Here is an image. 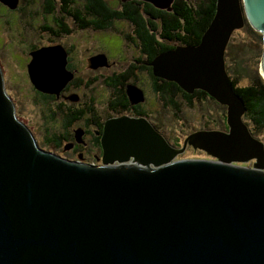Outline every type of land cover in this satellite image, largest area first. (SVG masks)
Returning <instances> with one entry per match:
<instances>
[{
	"label": "water",
	"instance_id": "obj_1",
	"mask_svg": "<svg viewBox=\"0 0 264 264\" xmlns=\"http://www.w3.org/2000/svg\"><path fill=\"white\" fill-rule=\"evenodd\" d=\"M119 1L167 12L173 2ZM247 24L261 35L264 80V0H216L197 45L148 64L153 77L224 106L226 132L198 130L178 148L145 118H109L100 165L42 149L16 117L0 70V264H264V146L242 121L225 65L233 32ZM90 62L106 65L103 55ZM65 65L60 46L45 47L30 53L26 74L36 91L57 95L72 79ZM126 95L144 101L133 84ZM187 146L215 161L175 160ZM251 160L250 169L231 165Z\"/></svg>",
	"mask_w": 264,
	"mask_h": 264
},
{
	"label": "flooded vegetation",
	"instance_id": "obj_2",
	"mask_svg": "<svg viewBox=\"0 0 264 264\" xmlns=\"http://www.w3.org/2000/svg\"><path fill=\"white\" fill-rule=\"evenodd\" d=\"M119 2V0L118 3L115 2L116 5L110 2L107 4L116 9L119 8ZM0 11V18L4 20V25H7L9 19L12 18L20 29L18 33L10 36L12 42L19 40L17 42L19 52L14 54L15 67L26 72L31 52L45 47L60 46L66 56L65 69L72 74V79L57 95L41 93L31 86L32 99L35 103L40 104L41 101L49 104L48 119L45 121L48 124L41 129V140L44 146H48L53 151L58 150L64 153L63 159L82 164L99 165L100 136L105 120L129 116L145 118L149 122L155 123L149 116L148 101L143 89L145 78L152 81L150 78L151 67L148 65L151 48L143 38L146 36L145 38L148 40V30L142 33L136 23L132 26L127 20L119 18L110 19L109 27L104 30L101 28L104 24L102 16L84 0H65L64 3L59 0H17V5L13 10L0 2ZM23 17L28 21H20ZM89 21L94 24L88 27ZM123 26H128L130 31L122 32ZM22 29H31L33 32H22ZM0 32V36H2L0 43L4 44L6 39L3 37L1 27ZM113 35L120 38L126 51L136 55L126 58L122 53L117 57L110 58L105 54V45L108 47ZM26 37L32 41H28ZM97 55L105 57L106 65L92 68L90 59ZM85 68L89 72L83 74ZM0 70L3 71L1 61ZM128 84L135 85L143 92L144 101L132 105L128 100L129 103L124 108L126 110L121 112V107L118 105L124 97V89ZM104 92L106 98H104ZM101 99H104L105 102H101ZM190 101V106L199 103L193 97ZM205 101L213 103L219 111L212 110L207 105V113L204 115L205 117L203 116L200 130L226 132L225 107L220 109L218 104L204 93L200 102L204 103ZM243 117L244 115L242 121L245 123ZM209 122L211 125H207ZM249 128L252 134L251 126ZM159 129L164 130L160 127ZM160 132L167 141H170L166 132ZM171 140L177 142V140ZM203 160L215 161L211 157ZM252 165L253 163L245 164L244 167L235 166L250 169Z\"/></svg>",
	"mask_w": 264,
	"mask_h": 264
},
{
	"label": "trees",
	"instance_id": "obj_3",
	"mask_svg": "<svg viewBox=\"0 0 264 264\" xmlns=\"http://www.w3.org/2000/svg\"><path fill=\"white\" fill-rule=\"evenodd\" d=\"M65 2V0H59ZM216 0H173L170 6V12L160 11L152 7L150 4L140 1H129L125 3L119 2V8H112L105 0H84L88 5L95 8V11L102 16L104 24L101 28L104 30L109 27V20L114 18L127 20L132 26L136 25L139 31L149 32L148 40L143 37L146 44L151 48L149 59L150 61L159 53L169 50L174 46H195L199 43L200 37L207 29L213 15L215 13ZM91 18V17H90ZM146 21V22H145ZM145 22V24H144ZM94 23L89 21L87 26H92ZM245 31L249 35V44L245 46L243 53L251 55L253 49L250 44L258 46L255 51V59H260L261 56V37L254 32L248 25L244 26ZM230 43V41H229ZM227 45L225 57L228 58L229 66H226V71L232 83L235 94L241 99L244 108V120L257 132L264 131V81L256 71H250L247 67H243V60H238L234 56L227 53L230 45ZM244 55V54H243ZM231 57L237 60L235 69H230ZM258 59V60H259ZM259 62V61H258ZM249 80L246 85H241L242 78ZM120 78V77H119ZM150 78L152 82V91L157 96L161 107L169 108L174 114H178L181 107V101L190 106V99L193 97L196 101H201L202 91L195 90L191 95L184 93L174 83L166 82L152 76L150 70ZM128 98L126 88L124 89V97L120 104L122 112L127 104ZM223 107V106H222ZM137 115V114H135ZM142 115V114H140ZM138 115V116H140ZM143 116V115H142ZM155 123L150 124L155 130L160 132L163 128L160 120L153 119ZM161 133V132H160ZM174 147L177 142L168 141ZM180 147V146H179ZM178 147V148H179Z\"/></svg>",
	"mask_w": 264,
	"mask_h": 264
},
{
	"label": "rangeland",
	"instance_id": "obj_4",
	"mask_svg": "<svg viewBox=\"0 0 264 264\" xmlns=\"http://www.w3.org/2000/svg\"><path fill=\"white\" fill-rule=\"evenodd\" d=\"M105 1L110 2L113 5H116L115 2L118 3V0H105ZM21 20L24 22L28 21V19H25L24 17L20 19V21ZM4 24H5L4 20L0 18L1 31L3 32V37H5L6 39L4 44L0 43V61L2 62L3 65L2 75H3L4 89L8 97L11 99V102L13 103L16 117L18 118L19 121L25 124L26 127H28L34 139L36 140L37 144L41 148H43L45 151L51 150L49 152L55 153L56 155L63 158L64 153L58 150L53 151L48 146H44L42 144L41 129L44 127V125L47 126L48 124L45 121L48 119L47 111L49 108V104L48 102H41V101L40 104H37V102L35 103V101L32 99V95H33L31 90L32 88L28 80V77L26 76L25 70L15 67L14 64L15 62L14 54L15 52H19V50H17L18 49L17 42L19 40L15 42L10 41V36L15 33H18L20 29L19 27H17L15 21L12 18L9 19V23L7 25ZM129 31L130 29L128 28V26H123L122 32H129ZM22 32L30 33L33 32V30L22 29ZM26 38L28 39V41H32L28 37ZM111 39H112L111 43L108 42L110 43L108 47L105 45V54H107L110 58L117 57L122 53L124 56H126V58L134 57L136 55L135 53L125 50V48L123 47L124 45L122 44L118 36L113 35L111 36ZM249 39H250L249 35L247 34L244 28L233 32L229 40L230 48L231 47L232 48L228 49L227 53L234 56L238 60L242 59L243 67H247L250 71L255 70L256 74L259 75V62H258L259 58H257V60L254 58L255 51L259 49L258 46L256 47L254 45L256 43L250 44L251 45L250 47L253 49V53L251 55L245 56V53H243L245 46L249 44ZM0 41H2V36H0ZM231 58L232 59L230 63V69L231 68L235 69L237 66V60H235L233 57ZM225 61H226L225 65L229 66V64L227 63L228 62L227 57H225ZM88 72L89 71H87V68L83 69V74H86ZM247 83H249V80L243 77L241 80V85L243 86L246 85ZM143 89L146 95V99L148 101L147 110L149 112V116H151V121L153 119L160 120L164 128V130L161 129V131L167 133V135L170 138V141H172L171 139L177 140L178 147L181 146L180 143H182L183 139L186 138L188 134L198 131L202 128L201 122L203 121V116L207 113L206 111L207 105L212 110L214 109L219 111L218 107L215 106L213 103H210L209 101H205L204 103L202 102L194 103L192 106H187L181 101L180 111L178 112V114H174L173 111L171 112L169 108L161 107V104L159 103L157 96L154 95L151 89V81H149L147 78L143 80ZM104 98H106L105 92H104ZM101 102L104 103L105 102L104 99H101ZM218 106L220 109H223L221 105L218 104ZM245 124L247 125L248 128L250 127L249 123L245 122ZM207 125H211L210 122L207 123ZM251 130L254 138L259 140L264 146V131L257 132L252 127ZM208 158L210 157L208 155H205L203 151L193 150L190 146H188L187 148H185L183 153L175 157V160H183V159L203 160ZM248 163H250V165L252 164V162L249 161L244 164L231 163V165L244 167V165Z\"/></svg>",
	"mask_w": 264,
	"mask_h": 264
},
{
	"label": "bare ground",
	"instance_id": "obj_5",
	"mask_svg": "<svg viewBox=\"0 0 264 264\" xmlns=\"http://www.w3.org/2000/svg\"><path fill=\"white\" fill-rule=\"evenodd\" d=\"M262 50V49H261Z\"/></svg>",
	"mask_w": 264,
	"mask_h": 264
}]
</instances>
